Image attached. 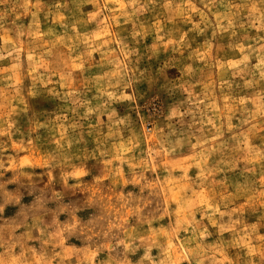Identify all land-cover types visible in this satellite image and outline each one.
Here are the masks:
<instances>
[{
  "label": "rangeland",
  "instance_id": "rangeland-1",
  "mask_svg": "<svg viewBox=\"0 0 264 264\" xmlns=\"http://www.w3.org/2000/svg\"><path fill=\"white\" fill-rule=\"evenodd\" d=\"M0 264H264V0H0Z\"/></svg>",
  "mask_w": 264,
  "mask_h": 264
}]
</instances>
